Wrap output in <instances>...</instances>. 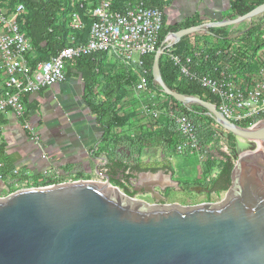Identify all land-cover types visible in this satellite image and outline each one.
I'll return each mask as SVG.
<instances>
[{
	"label": "water",
	"instance_id": "1",
	"mask_svg": "<svg viewBox=\"0 0 264 264\" xmlns=\"http://www.w3.org/2000/svg\"><path fill=\"white\" fill-rule=\"evenodd\" d=\"M264 14V4L234 19L170 33L176 41L208 27ZM154 56L153 77L183 104H198L225 132L252 142L239 154L220 202L148 204L110 181L81 179L0 197V264H264V120L242 126L214 103L172 90Z\"/></svg>",
	"mask_w": 264,
	"mask_h": 264
},
{
	"label": "trees",
	"instance_id": "2",
	"mask_svg": "<svg viewBox=\"0 0 264 264\" xmlns=\"http://www.w3.org/2000/svg\"><path fill=\"white\" fill-rule=\"evenodd\" d=\"M8 1L9 7L13 10L19 3L24 4L25 12L19 17L21 31L31 38L35 58L32 59V66L35 67L38 62L49 59L56 55L64 47L87 40L90 24L92 19L86 17L85 12L80 10L85 22V27L75 29L71 25V14L73 7L70 0H3ZM144 2L147 7L164 9L169 6L171 0H113V9L116 11H125L130 3ZM264 4V0H230V8L224 14L223 20L234 19L242 16L255 7ZM203 23L198 14L188 17L184 21L173 25H166L163 20V29L159 40L158 48L164 47L163 42L169 33L177 32L181 29L196 26ZM190 35L182 37L176 44L175 49L178 54L188 55L191 52V46L188 41ZM204 42L202 48L208 53H212L209 62L203 63L202 67L197 68L201 73H206L213 66L223 67L229 64L233 70H239L242 74H250L259 70V54L264 49V26L256 24L242 34V37L235 39L228 32L227 27L210 26L203 36ZM201 43V40H199ZM230 50L231 54H223L220 57L215 56L217 50ZM155 54H148L142 57V70L147 71L148 81L152 88L160 93H164L160 85L153 77V62ZM107 57V53H96L88 56H82L73 59L67 64V76H76L82 79L84 85L83 100L89 111L95 118V122L100 126L102 131L101 137L93 145L91 151L97 148L101 153L108 154V162L104 165L106 174L110 176V181L123 189L128 195L135 196L137 193L128 186V183L137 178L142 172L157 173L160 170L172 172L173 166L167 161L155 164H146L142 160V153L153 139L166 149L176 152V145L182 136L177 131L174 122L167 117L166 122L153 132H141L136 134H117L116 129L124 128L129 123L133 115L123 113L120 109L121 103L127 94L124 88L128 79H135L131 75L130 69L127 68L115 75H107L105 73L103 61ZM128 67V66H127ZM129 68V67H128ZM161 74L164 82L172 90L198 96L202 99L210 101L215 105H219V99L202 88L196 81L180 75L178 69L163 54L160 59ZM130 72V74H129ZM100 88L99 90H97ZM2 90V77L0 72V95ZM30 94H24V102L26 104V112L21 122L30 136L33 138L32 130L27 126L29 114L32 111L28 103ZM170 108L176 109L179 113L185 114L195 121L204 122L207 119L212 123L214 120L207 115L206 108L198 104H183L175 98L168 96ZM4 121L0 117V181H3L8 189H12V184L8 181L19 176L15 173V163L20 158L18 154H7V144L1 139V126ZM242 126H250L252 121L239 123ZM200 134H205L208 139L211 137L210 131L206 130V126H201ZM230 140L229 147L232 157L239 156V146L235 143L237 137L232 133L225 132ZM98 144V145H97ZM100 145V146H99ZM234 163L231 156L227 157L222 164L219 173L213 177L211 181L202 182H179L185 189L193 187H203L210 192L214 190H228L232 183V170ZM66 172L73 170V165L65 167ZM44 174L29 176L30 181H37L38 186H48L52 183H62L66 181V177L54 179H44ZM89 179L83 173H77L74 180Z\"/></svg>",
	"mask_w": 264,
	"mask_h": 264
},
{
	"label": "built area",
	"instance_id": "3",
	"mask_svg": "<svg viewBox=\"0 0 264 264\" xmlns=\"http://www.w3.org/2000/svg\"><path fill=\"white\" fill-rule=\"evenodd\" d=\"M70 1L73 7V28L85 27L80 10L92 19L87 40L72 43L33 67L31 61L36 55L34 46L31 38L21 31L19 24V17L25 12V6L19 3L12 10L8 1L0 0V72L3 90L0 95V115L11 111L18 118H24V94L36 93L64 83L68 78L66 67L69 61L96 53H107L135 69L138 75L135 93L139 100L153 101L160 95L164 96V93L151 87L147 71L141 69L142 57L155 54L159 49L163 11L147 7L144 2L130 3L125 11H116L113 9V0ZM176 43L171 34L163 42L167 59L178 69L181 76L196 81L202 88L215 95L219 99L217 107L225 117L237 123L252 121L251 125L264 120V66L253 76L233 70L227 63L223 67L213 66L206 73H201L196 67L200 68L203 63L209 62L212 53L206 52L202 47H196L191 49L188 55L178 54ZM214 54L220 57L223 54L230 55L231 51L217 50ZM144 110L153 117L160 114L155 103L146 101ZM167 114L182 136L176 145L178 154L195 156L202 162L214 158L226 161L227 157L231 156L235 165L237 158L231 155L230 140L219 125L213 123V126L218 128L215 131L209 121L200 124L170 107ZM27 126L29 127L28 124ZM201 126H206L207 131L213 132V138L208 139L205 134H200ZM33 138L36 139L35 136ZM214 139H219V143L225 144V147L216 145ZM15 173L19 176L8 181L13 186L19 187L30 182L28 177L32 174L29 168L16 167ZM43 174L46 178L52 177L47 172ZM63 175L66 176V173ZM197 188L205 189L198 186Z\"/></svg>",
	"mask_w": 264,
	"mask_h": 264
},
{
	"label": "rangeland",
	"instance_id": "4",
	"mask_svg": "<svg viewBox=\"0 0 264 264\" xmlns=\"http://www.w3.org/2000/svg\"><path fill=\"white\" fill-rule=\"evenodd\" d=\"M255 24L257 26H264V14L243 21L239 24L226 27L233 38L239 39L242 37L244 31L254 26ZM103 65L105 73L107 75H115L127 68L128 70L130 69L131 75L135 77V79L131 78L128 79L127 82H125L124 88L127 90V94L124 97L120 106V109L123 113L131 114L133 116L126 127L116 129L115 132H117V134H136L141 132H153L160 128L162 123L166 122L168 117L167 113L170 105L168 97H166L165 95H160L153 99V101L150 99H145V101L139 100L136 97L135 93V85L138 80V75L135 69L130 67L128 68L125 64L113 57H107ZM262 66H264V49L261 50L259 54L258 67L260 68ZM258 71L259 70L253 72L251 76L256 75ZM76 80L80 81L78 83L79 85L76 86L78 90H76L78 91L79 95L78 100L82 103L83 101L80 96L84 92V85L81 78L77 77ZM99 89L100 88H98L97 90ZM146 101L148 103H155V106L160 111L159 116L153 117L144 110V105L146 104ZM84 107L85 111L82 109L81 106L79 109L82 110L83 113L90 115L91 112L89 111V109L85 105ZM38 113V109H32L30 113L31 116H29L27 121L28 125H31L33 129L37 130L41 128V122L37 119ZM202 120L208 121L207 119ZM11 123L15 125L12 120ZM209 123L212 125V127L215 128V131L218 130V128L213 126V123L211 121H209ZM16 129H18L19 131H26L22 122H20V124L18 123ZM211 133V138H213V132ZM40 135L42 137V140L35 141L33 139L36 144L34 142L32 144L34 145V149H43L42 154L44 153V155L42 162H44V164L37 165L36 167L38 168L32 169L31 174L38 175L47 172L52 175V177H44L39 181H42L44 179L58 180L59 178L66 177L67 175L68 179L64 182L73 181L77 173H83L87 177H89V179L93 180H106L103 175L106 174V168L104 167V165L108 162L107 153H101V151H99L97 148L91 151V148L93 146L84 143V148L82 147L79 151H70L69 153L63 154L61 156L59 155L58 160H56L57 162L54 161L52 163L51 157L54 151H56L54 150V147L56 148L57 145L55 142H53L52 139L48 137L49 134L47 131H40ZM214 140L216 145H221L222 147H225V144L219 143V139ZM235 143H237V146H239V154H241V152L243 151L254 149L252 142L246 141L238 137ZM39 144H41V146ZM59 148V151L63 152V147ZM143 156L144 159H147L148 157H153L155 160L163 159V161H170L172 160L170 158L174 157V161H176L177 163V172L174 174H170L169 171L166 172L164 170H160L157 173L142 172L137 176V178L131 180L128 183V186L131 188V190L137 192L134 197L142 199L148 204L178 203L181 205H195L209 201L220 202L222 199H224L227 194V190H214L210 192L206 189L197 187H194L192 189H185V187L178 180L180 179L182 181H188L191 183H204L209 179L212 180L214 175L216 176L219 173L220 168L224 163V160L221 158L208 159L207 161L202 162L198 159V157L181 155L171 149H166L161 144H158L155 139L151 140L148 146L144 149L142 153V157ZM145 163L147 164V162ZM70 164L73 165V170H71V172H66L65 167ZM20 169L22 168L20 167ZM63 173H66V176L63 175ZM55 175L56 177L54 178ZM156 176H161L163 177V179H157ZM53 184L55 183H52L50 185ZM32 187L42 186H38V182L34 180L30 181L28 184H23L19 187L12 186V189H8L6 184L3 181H0V197H5L8 194L20 189Z\"/></svg>",
	"mask_w": 264,
	"mask_h": 264
},
{
	"label": "crops",
	"instance_id": "5",
	"mask_svg": "<svg viewBox=\"0 0 264 264\" xmlns=\"http://www.w3.org/2000/svg\"><path fill=\"white\" fill-rule=\"evenodd\" d=\"M229 8L230 0H171L169 6L164 9L163 13L166 25H173L184 21L194 14H198L203 23H210L222 20L225 12ZM205 34L206 30L190 34L188 38L190 48L204 46L203 36ZM199 40H201V43ZM107 57L111 56L107 55ZM76 78V76H69L64 83L42 89L39 92L30 94L28 97V103L31 108L39 110L37 118L41 122V128L39 130L47 131L49 134L48 137L57 145L56 148L54 147L56 151H54L51 157L52 163L58 160L59 155L61 156L70 151H79L82 147L84 148V143L90 146L95 145L102 134L100 126L95 122L94 116L91 114L87 115L79 109L81 106L85 111L84 105L86 107L87 105L83 100L84 92L80 96L83 102L81 103L78 100L79 95L76 86L79 85L78 83L80 81H77ZM0 117L4 121L1 126V139L7 144V154H18L20 157L15 163V166L32 170L38 168L36 167L37 165L44 164L42 162L44 155V153L42 154L43 149H34V145L32 144L33 142L36 144L35 141L37 140H42L40 131L33 129L29 125L36 139L30 138L26 131L16 129L21 120L13 112H5ZM11 120L15 125L11 123ZM39 145L41 146V144ZM59 147H63V152L59 151ZM170 159L167 162L173 166L174 173H176L177 163L174 161V157ZM142 160L147 162V164L164 162L163 159L155 160L153 157L144 159V156ZM170 174L173 173L170 172ZM156 177L157 179H163L161 176Z\"/></svg>",
	"mask_w": 264,
	"mask_h": 264
}]
</instances>
